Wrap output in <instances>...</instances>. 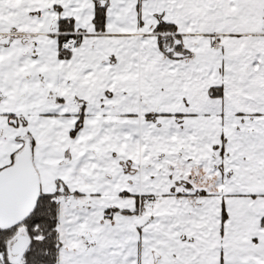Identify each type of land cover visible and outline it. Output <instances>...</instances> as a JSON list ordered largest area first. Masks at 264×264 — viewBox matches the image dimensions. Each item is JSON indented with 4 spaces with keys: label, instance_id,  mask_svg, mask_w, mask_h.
<instances>
[{
    "label": "snow or ice",
    "instance_id": "snow-or-ice-1",
    "mask_svg": "<svg viewBox=\"0 0 264 264\" xmlns=\"http://www.w3.org/2000/svg\"><path fill=\"white\" fill-rule=\"evenodd\" d=\"M0 264H264V0H0Z\"/></svg>",
    "mask_w": 264,
    "mask_h": 264
}]
</instances>
